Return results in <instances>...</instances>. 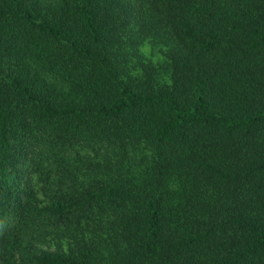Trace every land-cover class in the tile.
Segmentation results:
<instances>
[{"label": "trees", "instance_id": "obj_1", "mask_svg": "<svg viewBox=\"0 0 264 264\" xmlns=\"http://www.w3.org/2000/svg\"><path fill=\"white\" fill-rule=\"evenodd\" d=\"M0 264H264V0H0Z\"/></svg>", "mask_w": 264, "mask_h": 264}, {"label": "rangeland", "instance_id": "obj_2", "mask_svg": "<svg viewBox=\"0 0 264 264\" xmlns=\"http://www.w3.org/2000/svg\"><path fill=\"white\" fill-rule=\"evenodd\" d=\"M139 49V51L142 53V59L145 61H150L153 64V69L157 76L160 77L164 75L167 66L164 48L156 44L152 39H148L145 40ZM131 59L132 62L136 60L134 57H131Z\"/></svg>", "mask_w": 264, "mask_h": 264}]
</instances>
